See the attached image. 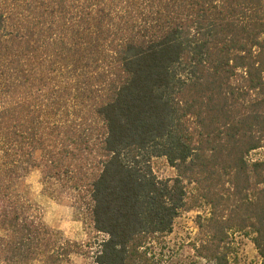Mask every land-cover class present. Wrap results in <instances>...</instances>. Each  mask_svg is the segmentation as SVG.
I'll return each mask as SVG.
<instances>
[{
  "label": "trees",
  "instance_id": "16d2710c",
  "mask_svg": "<svg viewBox=\"0 0 264 264\" xmlns=\"http://www.w3.org/2000/svg\"><path fill=\"white\" fill-rule=\"evenodd\" d=\"M260 149L264 0H0V264L76 253L11 188L30 166L88 200L94 264H156L151 246L203 206L202 258L229 264L241 233L264 264Z\"/></svg>",
  "mask_w": 264,
  "mask_h": 264
},
{
  "label": "rangeland",
  "instance_id": "374dc122",
  "mask_svg": "<svg viewBox=\"0 0 264 264\" xmlns=\"http://www.w3.org/2000/svg\"><path fill=\"white\" fill-rule=\"evenodd\" d=\"M56 61L58 65H47L49 72L60 67H65L70 72L74 65L72 60ZM95 67L97 68V64ZM95 67L90 66L87 72L96 69ZM263 157L264 151L261 149L249 155L251 160ZM151 166L159 180H169L176 176L175 170L164 158L152 159ZM28 169L10 186L22 200L31 204L30 215L33 220L48 227L60 244L70 242L77 245L76 253L71 255L69 264H94L91 254L87 257L78 253L79 249L88 253L89 248L94 253L100 249L101 241L106 238L105 235L94 232L88 200H83L78 191L67 189L56 181L43 182L38 167L30 166ZM206 216H208L206 206L181 211L172 223L171 232L151 246L152 252L155 253L156 264H213L202 258L197 251L201 238L197 222L199 218ZM230 239L233 251L228 257L229 264L263 263L250 237L241 233H232ZM29 264L42 263L41 260H35Z\"/></svg>",
  "mask_w": 264,
  "mask_h": 264
}]
</instances>
